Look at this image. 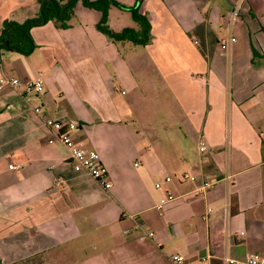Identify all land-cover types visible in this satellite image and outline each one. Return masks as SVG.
Instances as JSON below:
<instances>
[{"label":"crops","instance_id":"1","mask_svg":"<svg viewBox=\"0 0 264 264\" xmlns=\"http://www.w3.org/2000/svg\"><path fill=\"white\" fill-rule=\"evenodd\" d=\"M127 5L150 23L145 45L108 39L101 7L79 0L66 26L31 28L29 55L0 52V77L45 87L0 88V264H264V0ZM9 14L0 26L28 18ZM48 119L78 122L71 135L99 153L110 188L74 170Z\"/></svg>","mask_w":264,"mask_h":264},{"label":"trees","instance_id":"2","mask_svg":"<svg viewBox=\"0 0 264 264\" xmlns=\"http://www.w3.org/2000/svg\"><path fill=\"white\" fill-rule=\"evenodd\" d=\"M79 0H36L38 6L35 14L23 21L5 18L0 26V52L10 51L22 55H29L35 48L31 35V28L53 21L57 27H64L71 16L76 2ZM86 7H101V18L97 22V29L108 39L116 41H130L145 45L150 41V23L144 14H141L137 5L125 6L117 0H80ZM115 5L130 12L133 20L140 24V30L124 27L114 31L107 26L108 7Z\"/></svg>","mask_w":264,"mask_h":264},{"label":"built area","instance_id":"3","mask_svg":"<svg viewBox=\"0 0 264 264\" xmlns=\"http://www.w3.org/2000/svg\"><path fill=\"white\" fill-rule=\"evenodd\" d=\"M238 5L232 11V18L237 16ZM235 41L234 35L228 33V35L220 40V46L223 51H228L231 44ZM3 85H9L14 88H21V92L26 93H42L45 90L43 79L41 75L35 76L33 79L26 83H22L17 77H10L2 75L0 77V88ZM36 112H39V107L35 108ZM46 125L49 126L55 134V138L62 143L68 150V157L73 165L74 170H84L93 179H95L104 188H110L112 183L108 175L107 168L102 163L99 153L94 149H86L79 146L73 139L71 133L78 129L79 124L75 120L69 121H55L48 119L46 120ZM205 149L204 145H201L200 151ZM9 168H16L17 165L9 164ZM170 176H166L165 180L169 181ZM182 180H195V176L189 175L186 172L181 174ZM59 181L61 179H58ZM213 184V181L209 179H204L200 190H205ZM160 183H156V187H160ZM175 197L171 193L167 192L166 196L160 200L156 205L157 208H161L166 202L173 200ZM152 235V233H149ZM171 264H211L206 258H202L195 263H190L186 261V258L182 254H172L170 256ZM263 259L260 255L252 253L244 259H234L225 256L223 259V264H261Z\"/></svg>","mask_w":264,"mask_h":264},{"label":"rangeland","instance_id":"4","mask_svg":"<svg viewBox=\"0 0 264 264\" xmlns=\"http://www.w3.org/2000/svg\"><path fill=\"white\" fill-rule=\"evenodd\" d=\"M117 1L121 2L126 6H132V5H127L128 0H117ZM37 6L38 4L36 0L34 3L32 2V0H0V15H2V12L7 10L8 14L12 11L15 18L21 16V13L22 15H26L27 17H30L32 16L30 14L36 12ZM113 9L115 12L114 11L111 12V23L110 25H107L110 29L117 30L115 28H118L117 27L118 23H116L115 21H120L119 24H122L123 28L131 27L135 31L140 30V24L137 21L133 20L131 14L127 10L118 7H114Z\"/></svg>","mask_w":264,"mask_h":264}]
</instances>
